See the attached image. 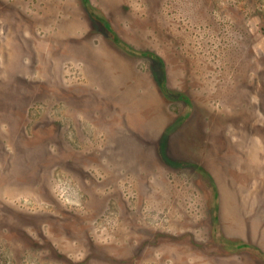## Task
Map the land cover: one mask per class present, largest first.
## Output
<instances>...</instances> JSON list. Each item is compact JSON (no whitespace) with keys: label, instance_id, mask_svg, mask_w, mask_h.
Here are the masks:
<instances>
[{"label":"rangeland","instance_id":"rangeland-1","mask_svg":"<svg viewBox=\"0 0 264 264\" xmlns=\"http://www.w3.org/2000/svg\"><path fill=\"white\" fill-rule=\"evenodd\" d=\"M0 264H264V0H0Z\"/></svg>","mask_w":264,"mask_h":264},{"label":"trees","instance_id":"trees-1","mask_svg":"<svg viewBox=\"0 0 264 264\" xmlns=\"http://www.w3.org/2000/svg\"><path fill=\"white\" fill-rule=\"evenodd\" d=\"M187 100H188V98H187Z\"/></svg>","mask_w":264,"mask_h":264}]
</instances>
